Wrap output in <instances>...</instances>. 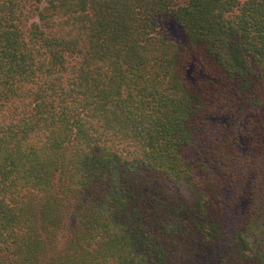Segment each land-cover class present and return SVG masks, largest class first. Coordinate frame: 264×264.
Listing matches in <instances>:
<instances>
[{
  "label": "trees",
  "instance_id": "16d2710c",
  "mask_svg": "<svg viewBox=\"0 0 264 264\" xmlns=\"http://www.w3.org/2000/svg\"><path fill=\"white\" fill-rule=\"evenodd\" d=\"M0 264H264V0H0Z\"/></svg>",
  "mask_w": 264,
  "mask_h": 264
},
{
  "label": "rangeland",
  "instance_id": "374dc122",
  "mask_svg": "<svg viewBox=\"0 0 264 264\" xmlns=\"http://www.w3.org/2000/svg\"><path fill=\"white\" fill-rule=\"evenodd\" d=\"M165 32L168 35V38L177 44H183L184 43V36L181 31V29L175 25V23L168 21L165 23Z\"/></svg>",
  "mask_w": 264,
  "mask_h": 264
}]
</instances>
